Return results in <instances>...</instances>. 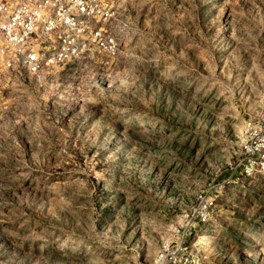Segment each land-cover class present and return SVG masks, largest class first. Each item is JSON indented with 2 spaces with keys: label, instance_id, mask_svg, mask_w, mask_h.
<instances>
[{
  "label": "rangeland",
  "instance_id": "rangeland-1",
  "mask_svg": "<svg viewBox=\"0 0 264 264\" xmlns=\"http://www.w3.org/2000/svg\"><path fill=\"white\" fill-rule=\"evenodd\" d=\"M117 13L112 52L0 57V264H264V0Z\"/></svg>",
  "mask_w": 264,
  "mask_h": 264
},
{
  "label": "built area",
  "instance_id": "built-area-1",
  "mask_svg": "<svg viewBox=\"0 0 264 264\" xmlns=\"http://www.w3.org/2000/svg\"><path fill=\"white\" fill-rule=\"evenodd\" d=\"M123 1L0 0L3 66L35 75L73 58L79 48L112 52L111 30Z\"/></svg>",
  "mask_w": 264,
  "mask_h": 264
}]
</instances>
